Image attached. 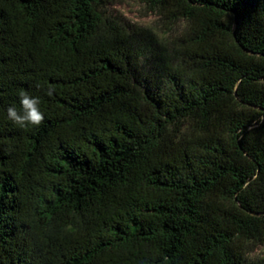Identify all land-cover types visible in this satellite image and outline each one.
I'll return each instance as SVG.
<instances>
[{
  "label": "trees",
  "instance_id": "trees-1",
  "mask_svg": "<svg viewBox=\"0 0 264 264\" xmlns=\"http://www.w3.org/2000/svg\"><path fill=\"white\" fill-rule=\"evenodd\" d=\"M116 1L0 0V264H264V0Z\"/></svg>",
  "mask_w": 264,
  "mask_h": 264
},
{
  "label": "rangeland",
  "instance_id": "rangeland-1",
  "mask_svg": "<svg viewBox=\"0 0 264 264\" xmlns=\"http://www.w3.org/2000/svg\"><path fill=\"white\" fill-rule=\"evenodd\" d=\"M110 14L125 24L151 27L164 37L175 36L184 28V23L170 26L165 20L152 13L143 0H117L108 7ZM254 258H264V246H259L253 253Z\"/></svg>",
  "mask_w": 264,
  "mask_h": 264
},
{
  "label": "clouds",
  "instance_id": "clouds-1",
  "mask_svg": "<svg viewBox=\"0 0 264 264\" xmlns=\"http://www.w3.org/2000/svg\"><path fill=\"white\" fill-rule=\"evenodd\" d=\"M55 89L49 87L45 94L51 97ZM20 108L11 104L6 109L7 119L20 128L28 126H40L44 121V113L41 111V99L39 96H32L27 91L20 90Z\"/></svg>",
  "mask_w": 264,
  "mask_h": 264
}]
</instances>
